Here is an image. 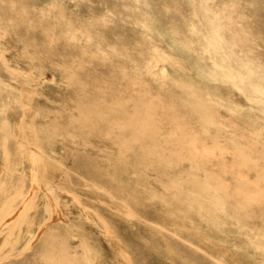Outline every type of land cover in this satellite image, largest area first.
Listing matches in <instances>:
<instances>
[{
  "label": "rangeland",
  "instance_id": "1",
  "mask_svg": "<svg viewBox=\"0 0 264 264\" xmlns=\"http://www.w3.org/2000/svg\"><path fill=\"white\" fill-rule=\"evenodd\" d=\"M28 1L32 8L42 9L51 30L67 25L65 16L48 4L51 0ZM59 1L66 11L86 20L102 12L97 16L103 19L99 31L104 42L96 37L70 46L62 42L66 37L51 30L38 42L41 36L34 26L0 31V120H5L0 121V264H105L99 241L85 228L83 217L71 225L65 205L103 214L97 227L103 239L122 250L121 264H264V195L258 188L264 187V155L256 156V144H264V127L258 122L263 113L250 98L253 93L233 86L235 79L229 74L222 80L204 78L205 85L195 81L191 89L188 63L151 58L150 45L173 56L155 38L145 41L137 60L129 54H108L111 63L99 55L92 61L90 52L101 55L116 48L114 44L126 43L123 49L136 54L143 40H130L134 34L124 10L121 21H115L118 0H55ZM191 2L193 16L204 25L200 6L213 12L214 27L233 38L235 53L246 56L264 78V0ZM11 5L20 2L0 0V17ZM74 24H69L70 33ZM57 41L56 49L48 52L45 46ZM82 64L88 67L80 68ZM119 66L125 76L116 73ZM127 76L140 83L133 92L125 85ZM87 84L93 87L89 91L83 88ZM106 84L111 88L102 97L94 93ZM141 90L148 101L136 98L141 101L136 106L129 95ZM157 99L164 105L160 113L173 119L187 99L192 115L187 123L194 131L154 120L150 101ZM147 120L154 126H136ZM165 132L171 139L164 140ZM139 133L143 140L137 139ZM105 200L125 211L126 219L110 212ZM207 239L212 242L209 249Z\"/></svg>",
  "mask_w": 264,
  "mask_h": 264
},
{
  "label": "bare ground",
  "instance_id": "2",
  "mask_svg": "<svg viewBox=\"0 0 264 264\" xmlns=\"http://www.w3.org/2000/svg\"><path fill=\"white\" fill-rule=\"evenodd\" d=\"M155 1H157V0H155ZM158 1H159V3H155L154 0H118V2H116L118 7H117V10H115V15L117 16V18L114 15V17L116 18L115 21H119V20L121 21L120 15H121V13L124 10L125 13H126V16L128 18V23H129V26H130V29H131L130 32L132 34H134V35H132L134 38H130V40L131 39H136V40H139V42L143 40V42H140V47L141 48L137 47V48H140V49L138 51L135 49V52L137 51V53L134 54V53L129 52L128 50H126L127 47H126L125 50L123 49L125 47H122V46L124 44H126V43H124L122 46H118L117 44H114L116 46V48H111V50H109V51L104 50V52H102L101 55L98 52H95V51L94 52H90V60L93 61V59H95L96 56L99 55L100 58H102V60H104L106 62L109 61V63H111L110 61L113 59V57L111 55H108V54H115V55H119V56H121L122 54H125V55L129 54V55L135 57V59L137 60V58H139V55H140L141 51L144 50V48L142 49V47H146V44H148L145 41L147 39L150 40V39H153V38H155V40L158 39L165 46V48H167L168 50H170L173 53V56H170V55L166 54L165 51H163V49H155V47L150 45L153 48V54L151 55V58L158 57V58H161V59H166V57H170L169 61L170 62L175 61V63H178L177 65H180L183 62L188 63L191 66L192 77H193L192 81H188V85H189V87L191 89H193V85H194L195 81L201 80L202 84L205 85V83L203 81L204 78H208L209 79V77L213 76L216 79L220 80L222 78V76L225 75V74H229L230 76H233L234 79H235L234 80L235 82H234L233 86L235 85L238 89L242 90L243 92H246V91L249 90V91H251L253 93L252 96L249 95V94L248 95L251 96L250 98L252 100H255L257 102V104H258L257 108L261 111V113H263L260 116V120L258 122L261 124L262 127H264V78L261 76V73L256 68L252 67L251 62H249V60L247 58H245L246 57L245 55H244L245 56L244 58H241L239 55H237L235 53V51L233 50V47H234L233 45L235 44V41L233 40V38H231L230 35L229 36L225 35L224 33L221 32V30H219V29L214 27V24H215L214 23V17L215 16H214L213 12L212 13L209 12L208 7L203 6L201 4L202 6H200V7L202 9L201 10L202 16H203V19L206 21V25H204L199 19H197V18H195L193 16L191 0H178L177 2L181 4L180 6L177 5L175 0H173V1L172 0H158ZM245 1H247V0H245ZM248 1H251V0H248ZM19 2H20L19 6L14 7V6L11 5L9 8H7L5 10V12H4L5 15L0 17V31L1 32L3 31L4 33H6L7 29L14 28L17 25H19V26H22V25H24V26H34L37 29H39L38 31L40 33V36H41L40 39L41 40L38 41V42H41L43 38L47 37L45 35L48 34L49 31L51 30L50 27H49L50 25L48 24L47 16L42 11V9H37L36 10V9L32 8L33 6L29 3L28 0H19ZM200 2H201V0H200ZM93 3H94V1H93ZM113 3H114V1H113ZM48 4L53 7V9L55 10V12L57 14H59L61 16H63V15L65 16V20L67 22V25L66 26L63 25V26H60V27H55L54 29L51 30L53 34H55V33L58 34L57 37H59L60 35L66 37V39L62 40L63 43H66L67 45L73 46V45H76L78 43L77 41H79V40L83 39V40H87V41H93V39H95L96 37H98L101 40L100 42H102V41L104 42V40H103L104 36L102 37V33L99 31V29H101V31L103 29L102 28V22H103L102 20L103 19H101L100 17L97 16V14L99 15V13H102V12L99 11V13H98V11H97L96 17L95 18L93 17L94 19L92 18L93 20L90 21L89 19L86 20V18H84V17L83 18L82 17H78L81 14H78V16H77V15H75L76 14L75 11L73 12L71 10L75 14L69 13L70 12L69 10L66 11L65 10L66 7L64 8V6L61 3V1L55 2V0H51V1L48 2ZM197 4L199 5L200 3H197ZM240 5H241V3H240ZM86 7H87V5H86ZM233 7H234V5H233ZM97 10H99V9L97 8ZM108 11H110V10H108ZM220 12L221 11H219V13ZM105 14H107V13H105ZM105 14H104V16H105ZM105 17H108V16H105ZM222 17H223V15H222ZM72 22L75 23L74 25H72L74 27V31L72 33H70L69 32V27H70L69 24L72 23ZM84 22H89V24L87 26L82 27L80 25V23L83 25ZM106 22H108V21H106ZM108 23H110V22H108ZM113 25H115V24H113ZM105 26H108V25H105ZM113 27L114 26H112V28ZM106 29H107V27H106ZM110 29H111V27L108 30H110ZM111 30H113V29H111ZM128 30H126V31L123 30V31L127 32ZM119 31H120V29H119ZM112 32H115V31H111L110 33H112ZM229 32H230V30H229ZM30 34H28V35L30 36ZM120 34H122L121 31H120ZM20 35H21V32H20ZM20 35H19V37H20ZM3 36L5 37V35H1V38ZM115 36H117V34ZM261 36H262V34H261ZM19 37H18V40L21 39V41H22L23 38L22 37L19 38ZM26 37H28V36H26ZM30 38L33 39V37H31V36H30ZM105 38H107V37H105ZM110 38H111V36H110ZM126 38H127V40H129L128 37H126ZM106 40L107 39H105V42H106ZM110 40H112V39H110ZM123 40H124V38H123ZM127 40H125V41L128 42ZM130 40H129V42H130ZM158 40H156V41H158ZM4 41H6V40L4 39ZM59 41H61V40H59ZM59 41H57L54 46L46 45L45 47L48 50V52L52 51L53 49H56V45H59L58 44ZM117 41H119V40H117ZM114 42H116V40ZM137 44H138V42H137ZM5 46H8V45H5ZM14 46H15V44H14ZM259 46H261V44ZM131 47H129V48H131ZM1 48H3V47H1ZM10 49H8L9 52H12V51H10ZM63 50L64 51L66 50L68 52V49H63ZM70 50H71V48H70ZM97 50H99V49H97ZM83 51H84L83 53L85 54V50H83ZM109 52H111V53H109ZM126 52H129V53H126ZM17 53H15V54H17ZM68 53H64V55H66ZM259 55H261V54H259ZM13 57H15V56H13ZM14 60H16V59L14 58ZM90 60H89V62H90ZM113 63H115V62H113ZM174 65L175 64H173V66ZM110 66H112V64ZM87 67L85 66V64H82L80 66V68H87ZM117 71L118 72H116V73H119L121 76H125L126 75V73L124 72L123 66H119L117 68ZM207 71H209V72H207ZM110 72H111V69H110ZM107 73L108 72H106V74ZM242 75H244V76H242ZM262 75H264V74H262ZM227 77L230 78L229 76H227ZM215 78H214V80H215ZM25 82H27V80ZM29 82H30V80H29ZM217 83H218V81H217ZM108 84H106L107 86L104 87V88H100V89L94 88V93H96L97 95L102 97V95H104L105 91L108 88H111V86L108 85ZM137 84H140V83L136 80L135 77L127 76V79L125 80V85L128 86L131 89L132 92L135 90L134 85H137ZM164 84H166V83H164ZM226 84H227V81H226ZM230 85H231V83H230ZM168 86L170 88V85H168ZM5 87H4V89H5ZM226 87H227V85H226ZM16 88H18V87H16ZM30 88H31V85H30ZM83 88L85 90L89 91L93 87H91L89 84H87V86H83ZM230 88H232V86ZM2 89L3 88L1 86L0 90H2ZM164 90H166V89H164ZM207 90H208V93L213 94V95H217L216 93H213V90H210L209 88H207ZM24 91H26V90H24ZM30 91H31V89H30ZM170 91H171V89H170ZM176 91H178V90H176ZM180 91H181V89H180ZM15 92H18V91H15ZM186 92H187V94H186ZM214 92H215V90H214ZM183 93H185V95L189 97L188 90H185V92H183ZM183 93L181 95H183ZM11 94H12V92H11ZM13 94H15V93H13ZM239 95L241 96V94H239ZM246 97H247V95H246ZM2 98L3 97H1V99ZM129 98L130 99H132V98L135 99V105L136 106H139L141 101H142V103H144V102L146 103L148 101V98H147L146 94L142 90L139 91L138 94H130ZM136 98L140 99L141 101L137 102ZM8 99H7V101H8ZM245 101H247V99ZM4 102H5V100H4ZM224 102H225L226 105L230 104L229 106H232L231 102H226V101H224ZM17 103H18V101H17ZM150 103H151L150 111L152 112L153 119L157 120L161 125H163V126L176 125V126H179L183 132H186V131L187 132H192V131H194V126L191 123H190L191 125L187 123V120L192 118V115L189 113V111H190L189 109L190 108L188 107L189 104H188L187 99H186V104L182 102L180 107H179V109H178V111L180 112L179 114L181 116L179 115V117H177L175 119L170 118L169 116L164 115V114L162 115L160 113V108L162 106H164L163 103L160 102V100L157 99V100H154V101H150ZM249 106H250V104H249ZM245 110H247V109H245ZM0 111H2V110L0 109ZM249 111H252V110H249ZM171 112H173V111H171ZM115 113L119 114V111H115ZM243 113H244L245 117H247V119L248 118H249V120L252 119V116L249 114V112L248 113L247 112H243ZM1 114H3V113H0V115ZM5 114H6V111H5ZM4 121L5 120H3L1 122L4 123ZM7 122H9V121H7ZM137 123H139V125L142 128H144V129H146V128L150 127V126L151 127L154 126L153 123H152V120H147V121H143V122H136V126H137ZM1 128H3V127H1ZM23 128H26V127L24 126ZM32 129L34 130V128H32ZM165 134H166V132H165ZM33 138H36V137H33ZM137 139L138 140H143L144 139L143 134L139 133V136H138ZM169 139H171V137L169 135H167V134L164 135V140H169ZM256 147H257L256 156H258V157L263 156L264 155V144L263 143L256 144ZM154 149H160V146H157V147L154 146ZM258 160H259V158L258 159H254L255 162H257ZM254 161H252V162H254ZM255 186L256 185H254V187ZM258 188H259V190L261 192H263V195H264V187L258 186ZM135 200H141V198H138V196H136ZM69 201H72V200L68 199V202ZM143 202L144 201L142 200V202H140V203H143ZM144 203H143V205H145ZM105 204H107L108 209H109L110 212L116 213L118 215H121L124 219H126L127 215H125L126 214L125 211L123 212V211L117 210L116 207H114L111 203H109L108 200H105ZM63 210L66 211V212L70 211V213H71L70 217L72 218L71 225L73 224V222H75L73 220L78 218V216H82L83 217V220H84V223H85V228L90 233L93 234L95 239H97L99 241L100 248H99L98 253H99V256L102 255L103 261H104L105 264H121V262H120L121 257L119 256V253H121L122 250H119L117 248V246H115V244H113L112 242L108 243L107 240L103 239L101 234H100L99 228L97 227V223H98V225L99 224L101 225L100 220L104 219V217L101 218V215H103V214H94L91 211H89L87 213L80 207H79V209L77 211H73L72 209H71L72 210L71 211L69 205L63 206ZM99 210L102 213L101 209H99ZM100 212H98V213H100ZM243 213H245V212L243 211ZM105 215H107L106 212H105L104 216ZM2 218L3 217H1V219ZM2 220H5V218H3ZM76 222H78V221H76ZM79 222H81L80 219H79ZM77 224H80V223H77ZM182 226H184V225H182ZM185 226H187V225H185ZM75 229H77V228H74V230ZM186 230H188V229H186ZM192 230L195 231L194 228ZM242 231H244V230H242ZM198 232L199 231H198V228H197V232L196 233H198ZM90 233H89V236H90ZM193 233L194 232H191V234H193ZM195 234H193V235L195 236ZM206 235H207V233H206ZM196 236H197V234H196ZM203 239H206V238H203ZM212 239L209 238V240H211V241H212ZM213 241H214V239H213ZM114 242H115V240H114ZM206 242L208 244V245L207 244L206 245L208 246V249H209L212 246V244H211L212 242L210 243V241H208V239H207ZM206 245H205V248H207ZM216 246H218V245H216ZM213 248H215V247H213ZM227 250H229V249H227ZM230 253H231V251H230ZM232 256H233V254H232Z\"/></svg>",
  "mask_w": 264,
  "mask_h": 264
}]
</instances>
